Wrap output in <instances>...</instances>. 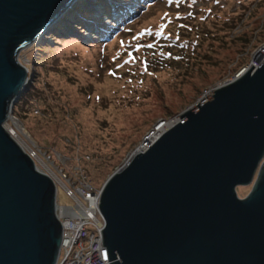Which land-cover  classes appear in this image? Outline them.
Instances as JSON below:
<instances>
[{
    "label": "water",
    "instance_id": "1",
    "mask_svg": "<svg viewBox=\"0 0 264 264\" xmlns=\"http://www.w3.org/2000/svg\"><path fill=\"white\" fill-rule=\"evenodd\" d=\"M72 0H0V264H55L57 187L6 129L22 49ZM215 87L104 183L109 264H264V55ZM162 121L161 123H164ZM252 186L246 196L238 187Z\"/></svg>",
    "mask_w": 264,
    "mask_h": 264
},
{
    "label": "rangeland",
    "instance_id": "2",
    "mask_svg": "<svg viewBox=\"0 0 264 264\" xmlns=\"http://www.w3.org/2000/svg\"><path fill=\"white\" fill-rule=\"evenodd\" d=\"M92 1L74 0L58 18L68 30H47L21 50L18 58L29 71V86L10 117L20 121L30 147L15 140L41 170L46 168L35 159L37 153L63 184L83 181L100 191L159 122L180 120L215 87L259 64L264 0ZM116 4V13L124 12L107 17ZM128 8L132 13L124 14ZM82 15L99 24L92 22L91 31ZM162 25L183 42V59L162 61L158 54L165 52L155 54L148 46L126 51L140 28ZM251 189L238 187L239 195ZM65 191L57 186L59 203L73 206Z\"/></svg>",
    "mask_w": 264,
    "mask_h": 264
},
{
    "label": "built area",
    "instance_id": "3",
    "mask_svg": "<svg viewBox=\"0 0 264 264\" xmlns=\"http://www.w3.org/2000/svg\"><path fill=\"white\" fill-rule=\"evenodd\" d=\"M66 189L75 204L57 206L63 233L56 264H109L102 233L105 219L99 207L102 192L83 181L75 186L68 180Z\"/></svg>",
    "mask_w": 264,
    "mask_h": 264
},
{
    "label": "trees",
    "instance_id": "4",
    "mask_svg": "<svg viewBox=\"0 0 264 264\" xmlns=\"http://www.w3.org/2000/svg\"><path fill=\"white\" fill-rule=\"evenodd\" d=\"M169 1L171 2V4L174 3V0H169ZM165 3L169 5L168 0H165ZM61 28H62V23L60 21L56 25L52 26L51 30L55 32H59ZM131 29L132 28H128V31ZM184 29H190V26H187ZM140 30H141L140 35L133 42L125 45V49L127 52L134 53L137 50L146 49V47L148 46V48L152 49V51H154L155 54H158V49L160 51L165 52L162 55L158 54L159 58L162 61H165L167 59L178 60L184 58V54L179 53V51L184 48L183 42H181L179 38L174 39L171 33L166 32L165 25L157 27V29L156 28L143 29L142 27L140 28ZM156 36H160L161 39L154 41L153 39ZM175 40L178 41V44L173 45ZM123 52L124 51H122L121 55H123L124 57L129 56V53L126 52L123 54ZM129 68H131V65L129 66ZM143 68H145V71H148L149 69L147 64H143Z\"/></svg>",
    "mask_w": 264,
    "mask_h": 264
},
{
    "label": "bare ground",
    "instance_id": "5",
    "mask_svg": "<svg viewBox=\"0 0 264 264\" xmlns=\"http://www.w3.org/2000/svg\"><path fill=\"white\" fill-rule=\"evenodd\" d=\"M86 1V0H85ZM117 5V4H116ZM112 6V5H111ZM118 6V5H117ZM118 9H119V6H118ZM121 12H124L123 10H120V13ZM120 13H118V14H120ZM128 13V10H126L125 11V13L124 14H127ZM118 14H115V15H118ZM83 28V27H82ZM179 119H175V121L174 122H176V121H178ZM172 121H170V123L169 122H167L166 124H165V126H162V127H160V128H158V129H156V131H155V133L152 135V136H150V138H149V142H152V141H154L156 138H158V137H160L161 135H162V133L167 129V128H169L171 125H172V123H171ZM174 122H173V124H174ZM11 123H13V124H11ZM6 127H7V129H9V131H12V135H13V137L17 140H19L23 145H24V147H26L27 149H28V147H30L29 145H28V143H27V141L25 140V138H24V136H23V131L22 130H24L23 129V126H22V124L20 123V121H16V119L15 118H13V117H10L9 118V120H8V122H7V125H6ZM12 128V129H11ZM26 136V135H25ZM23 148V147H22ZM144 148H142V147H140V151L141 150H143ZM33 156V155H32ZM35 158L37 159V160H39L44 166H45V168H46V171H47V173L53 178V180H55V182L57 183V184H63V182H62V180H61V178L58 176V174H56L51 168H49V167H47L46 166V164H44V161L42 160V157L40 156V155H38V153L36 154V156H35Z\"/></svg>",
    "mask_w": 264,
    "mask_h": 264
},
{
    "label": "clouds",
    "instance_id": "6",
    "mask_svg": "<svg viewBox=\"0 0 264 264\" xmlns=\"http://www.w3.org/2000/svg\"><path fill=\"white\" fill-rule=\"evenodd\" d=\"M74 0H72L71 1V3L73 2ZM85 1V0H84ZM87 1H89V0H87ZM91 2H93L92 0H90ZM96 2V1H95ZM112 2V0H110V3ZM114 2V1H113ZM142 2H144V1H142ZM70 5V4H69ZM119 6V5H118ZM118 6L116 5H112V7H115V8H113V12L112 11H109V12H107L105 15L107 16V17H110L112 14L114 15V16H116V17H118V13H116V9H118ZM67 8V7H66ZM66 10V9H65ZM78 13L80 12L79 10H76ZM88 11H90V10H88ZM129 13V12H128ZM115 14H118V15H115ZM131 15H135V13H133V14H131ZM81 17H83L84 18V21H87L86 23L88 24H86V26H89L88 28L92 31V28H90L91 26H93L92 25V22L93 23H97V24H99V22H97V21H90L91 19H86L87 17H85V15H82ZM59 19H57V20H55L50 26H49V28H48V30H50V27H52V26H54V25H56L58 22H60V21H62V20H59ZM76 21H79V20H76ZM102 24V23H101ZM69 29V26H67L64 22L62 23V28L61 29ZM81 28H79V30H80ZM46 32H48V31H46ZM45 33V32H44ZM42 34V35H45V34ZM80 35V34H79ZM40 37H38L37 38V40L39 39ZM36 41V40H35ZM264 49V48H263ZM263 49L261 50V52L263 53V55H264V51H263ZM258 59H260V62H261V59H262V57H257L255 60H258ZM256 62V61H255ZM260 62H259V64H260ZM259 64H255V63H253L252 65L253 66H255V67H257ZM245 69V68H244ZM244 69H242L240 72H238L237 74H236V76L235 77H237V76H239L240 75V73L244 70ZM234 77V78H235ZM29 71H28V83H27V87L29 86ZM26 87V88H27ZM24 93V92H23ZM25 94V93H24ZM23 95V94H22ZM21 95V96H22ZM20 96V97H21ZM20 97L18 98V100L20 99ZM17 100V101H18ZM15 105V104H14ZM14 108V107H13ZM12 112H13V110H12ZM11 115H12V113H11ZM9 120V119H8ZM8 122V121H7ZM165 124V122L164 123H161V122H159L158 123V125H156L155 126V129H158V128H160V127H162L163 125ZM6 125H7V123H6ZM7 129V128H6ZM8 130V132H9V129H7ZM10 133V132H9ZM11 134V133H10ZM13 134V133H12ZM11 134V136L13 137V135ZM154 134V133H153ZM152 134V135H153ZM149 137H150V135H149ZM148 137V138H149ZM14 138V137H13ZM15 139V138H14ZM150 143L151 142H149V140H146L145 142H144V144L143 145H145V144H147V145H150ZM20 145V144H19ZM142 145V146H143ZM21 146V145H20ZM22 147V146H21ZM24 150V149H23ZM25 151V150H24ZM26 153H27V151H25ZM32 158H33V156L32 155H30ZM34 159V158H33ZM36 159V158H35ZM37 160V159H36ZM35 161V160H34ZM39 161V160H38ZM40 162V161H39ZM41 163V162H40ZM43 167H45L44 165H42ZM38 167V166H37ZM39 168V167H38ZM40 169V168H39ZM41 170V169H40ZM41 171H43V172H45V173H47V171H44V170H41ZM62 180V179H61ZM69 179H67V181H68ZM63 181V180H62ZM70 181V180H69ZM64 182V181H63ZM55 184H56V187L59 185V184H57L56 182H55ZM63 185V187H64V189H66V184L64 183V184H62ZM92 186V185H91ZM101 192H102V189L100 190ZM65 193H66V191H65ZM67 195V194H66ZM57 196V195H56ZM69 197V196H68ZM71 198V197H70ZM56 199H57V203H56V210H57V206H65V205H61L60 203H59V199H58V197H56ZM74 204H75V202H74ZM102 213V212H101ZM57 215V214H56ZM103 215V214H102ZM58 217V216H57ZM59 219V218H58ZM105 219V218H104ZM61 222V221H60ZM106 223V222H105ZM61 225H62V223H61ZM62 228H63V225H62ZM61 242H62V240H61ZM60 247H61V245H60ZM59 251H60V249H59ZM58 256H59V253H58ZM57 259H58V257H57ZM56 262H57V260H56ZM56 264V263H55Z\"/></svg>",
    "mask_w": 264,
    "mask_h": 264
}]
</instances>
